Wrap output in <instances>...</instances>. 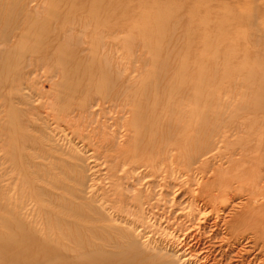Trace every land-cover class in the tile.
Listing matches in <instances>:
<instances>
[{
  "label": "rangeland",
  "instance_id": "rangeland-1",
  "mask_svg": "<svg viewBox=\"0 0 264 264\" xmlns=\"http://www.w3.org/2000/svg\"><path fill=\"white\" fill-rule=\"evenodd\" d=\"M109 3L0 0V264H264V0Z\"/></svg>",
  "mask_w": 264,
  "mask_h": 264
},
{
  "label": "bare ground",
  "instance_id": "bare-ground-1",
  "mask_svg": "<svg viewBox=\"0 0 264 264\" xmlns=\"http://www.w3.org/2000/svg\"><path fill=\"white\" fill-rule=\"evenodd\" d=\"M63 2H64V4L72 5V6H76L78 3H80L82 7L89 6L90 10H88V12L86 11L87 16H85V17L83 16V18L79 17L80 20H79V18H77L76 20L80 21L81 23H83V21H89V20L93 21L94 24H97L96 26H98V28H101L102 25L103 26H107V25L109 26L110 21L113 19V16H114L113 13L115 10L108 7V5H110L109 0H65V1L63 0ZM65 13L68 14V12H65ZM81 20H83V21H81ZM152 21H153L152 19L146 18V20H144V22L143 21L140 22L141 24H139V26H137V29L140 31V34L142 35L143 39L146 42H148V45H151V44L159 45L160 44L159 43L160 38L157 39L155 34H153L154 26L151 24ZM109 84H111V83L103 76L102 79L101 78L98 79L97 86H95V87L96 88L101 87L102 89L103 88L105 89L107 86H109ZM169 94H171V95L163 97L162 100H164V101L154 100L156 103L154 102V103L150 104V107L153 109L160 107V106H163V107L160 108V109H162L161 112H158L157 109L152 112V114L150 115L151 119H150V121H148L149 123H151V120H152V122H154V124H157V121H158V118L160 115L162 116V118L164 116L166 117L168 115L169 106L173 102L172 99L177 97V95L172 96L173 93H169ZM185 101H186L187 105H189L193 108H197L198 106L201 105L202 98H201V95L198 94L194 98H192V96L190 98H185ZM201 118H203V114L200 117H198V119H201ZM14 237L15 236H13V238ZM20 243L21 242L19 240L17 241L16 239H14L13 241H11V239H10V241L8 243H6L4 245V247L0 248V250L3 251L4 248H7L9 250L14 251V253H16L18 255H22L23 253H25V254L29 253L31 260L39 259L40 256L43 254H51V250H50V252L45 251V253H41V252L39 253L38 250L36 249V248H38V249L40 248L39 242L38 243L34 242V244H28L29 242H25L23 245H21ZM24 246H26V247H24ZM91 255H88V256H90L93 259L89 258V260H88L86 258L88 260L87 261L88 264H105V258L104 257L91 256ZM15 258H17V257H15ZM62 258L66 259L63 256H62ZM62 258H58V259L59 260L61 259V261H63ZM58 259H56V260H58Z\"/></svg>",
  "mask_w": 264,
  "mask_h": 264
}]
</instances>
